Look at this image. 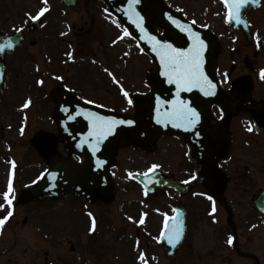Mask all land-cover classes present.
Instances as JSON below:
<instances>
[{"label": "rangeland", "instance_id": "obj_1", "mask_svg": "<svg viewBox=\"0 0 264 264\" xmlns=\"http://www.w3.org/2000/svg\"><path fill=\"white\" fill-rule=\"evenodd\" d=\"M165 1L198 24L218 28L216 31L223 33L228 48L247 54V38L228 23L227 9L222 0ZM44 7L49 10L42 16V27L29 35L24 46L7 58L9 74L0 97V205H3L0 218L9 211L13 213L5 223L6 227L0 229V264H126L129 261L139 264L141 253L145 256L143 262L146 259L153 261L149 250L154 244L143 242L142 246L147 251L135 248L133 240L141 239V235L128 226V221L119 220L112 224L109 211L105 213L104 225L93 232L91 227H84L82 203L75 198L66 196L62 201L29 204L17 201L19 192L30 185L31 179L45 166L31 140L40 130L55 131L54 103L50 94L60 82H91L93 87L104 89L83 85L88 87L87 91H106L110 96L105 103L133 111L126 97L124 101L118 95V89L108 84L115 85V80H118L119 84L126 85L128 92L144 90L147 86L143 82L151 66L149 57L138 49L130 35H125L124 25L102 0H81L71 8L60 0H47L46 4L44 0H1V28L9 32L19 30L31 20L28 14L35 16ZM247 17L253 24L256 43L260 47L257 59L262 67L264 0L262 7L250 10ZM69 53L72 54L71 59ZM245 65H240L239 69ZM102 69L108 70L106 74ZM247 69L241 71L246 72ZM40 80L44 83H38ZM102 80L108 84L95 83ZM257 86L258 93L264 94V82L257 81ZM29 100L31 103L24 107ZM13 161L19 176L10 193L9 198L14 199L9 206L3 193L8 191L6 186ZM117 190L126 198L123 209L130 216L141 208L154 215L151 209L141 206L138 188L134 190L129 185L118 184ZM207 244L214 256L213 242ZM216 263V258H213L205 264Z\"/></svg>", "mask_w": 264, "mask_h": 264}, {"label": "flooded vegetation", "instance_id": "obj_2", "mask_svg": "<svg viewBox=\"0 0 264 264\" xmlns=\"http://www.w3.org/2000/svg\"><path fill=\"white\" fill-rule=\"evenodd\" d=\"M156 31L162 33L164 29L156 26ZM249 60L252 59L247 55H236L233 50H225L224 53L218 54V78L226 89L234 83L242 85L245 79L255 76L256 69L253 63L247 64V67L243 66L252 71L247 69L246 72H242L243 68L239 70L236 66L237 62L248 63ZM69 84H74L77 88L76 95L85 99H100L105 94L104 91H87L83 82ZM101 88L103 87H93ZM198 93L194 91L190 97L193 107L200 113V121L195 128H185V137L176 135L174 131L162 136L159 139L160 144L154 151H144L132 146L120 149L116 152L114 180L118 182L119 179L122 181L131 179L134 172L145 173L153 165H159L156 169L163 170L172 183L176 181L183 185V190L187 188L185 193L173 187L168 189L177 199L173 197L170 199L165 214L169 217L175 216V210L182 208L185 211L187 226L185 242L171 264H188L191 248L196 244H200L201 248L193 250V254L198 255L196 259L201 264L213 258H216V264H264V213L259 210L257 204L264 192V129L256 130L252 117L246 113L232 116L227 121L223 119L218 106H213L212 117L208 120L207 103L197 95ZM261 99L264 97L257 98L258 101ZM217 124L219 127H225L227 143L213 136L211 127ZM208 126L209 131L206 128ZM55 132L58 136L56 154L72 156L67 152L63 139L59 137L58 123L55 125ZM207 132L210 136H207ZM208 148L212 151L214 162L226 175L217 183L216 193H211L207 189L205 178L202 177L201 183H198L193 163L194 159H198L204 171L209 165L206 158ZM219 148H229V151L223 152ZM102 150L105 151V148ZM98 156L100 157V154ZM104 164L105 159L101 161V166ZM88 209L92 210L95 216L96 227L102 226L106 221V204L99 201ZM165 214L158 217L160 221L156 223L155 220L154 224L149 225L154 232L158 233ZM81 217L85 221L83 225H87L85 215ZM115 221L113 218L112 223ZM197 235L201 238V243L195 241ZM229 238H232L231 244L228 243ZM212 242L215 247L214 256L207 244Z\"/></svg>", "mask_w": 264, "mask_h": 264}, {"label": "water", "instance_id": "obj_3", "mask_svg": "<svg viewBox=\"0 0 264 264\" xmlns=\"http://www.w3.org/2000/svg\"><path fill=\"white\" fill-rule=\"evenodd\" d=\"M77 0H65L67 4H74ZM108 6L113 10L116 16H119L124 21L126 27L128 28L131 35L138 41L140 47L145 50L153 59H160L157 52L153 51L154 41L150 37L154 36V31L152 28L153 24H161L165 27L166 33L158 38L159 40H168L176 48L187 49L192 45V38L185 28H190L193 32L199 33L200 38L205 42V49L203 52V59L207 61L208 73L213 69L214 58L216 55V50L219 49V45L213 42L212 37L208 32L197 28L194 24L186 21V19L179 13L172 11L166 4L161 0H105ZM258 5V0L245 4L240 10L241 22L246 25V20L244 19V11L250 6ZM175 21V22H174ZM236 25L237 23L234 19L232 20ZM139 25V26H138ZM39 26L38 20H35L29 27L30 30L35 29ZM143 29V30H142ZM22 33L14 36H8L0 32V44H7L11 40L14 47L5 48L4 52L0 53V89L4 81L6 63L4 60L5 54L11 52L22 39ZM150 85H152L150 77ZM59 92L54 93V98L57 101V96ZM221 105L228 107L232 111H239L246 109L254 114L258 119L260 113H262L263 107L256 104L250 95L249 89L237 90L234 89L233 93L222 92L219 93L217 97ZM135 107L138 112L133 116H126L124 114H119L111 110L100 109L95 106H91L88 110L77 108L76 113L83 111L95 113L101 112L99 114L103 117L114 118L117 120H132L133 124H120L117 125L115 130L103 139L101 143L109 145L115 149L121 145L132 143L133 145L144 147L148 144L153 143L156 135L161 132V124L155 121L154 116V94L135 95L131 97ZM144 104L146 106H144ZM93 108V109H92ZM91 109V110H90ZM161 111V110H160ZM57 115V111H56ZM158 115V114H157ZM157 119V117H156ZM89 123V122H88ZM92 125L89 124L81 131V135H78L80 143L83 145H93L95 144V138L89 137L88 133L91 130ZM81 130V129H80ZM74 135L77 137L76 132ZM68 140V136H66ZM45 136H41L36 140V144L40 147L41 153L47 158L50 169L44 175L41 182L37 184L35 189L24 198V200H31L37 198H55L61 194L65 193H75L84 197L89 201H94L95 199H106L111 194V186L99 182L95 175L91 172V168L86 162L84 165H78L72 161L61 160L54 158L51 155L52 148L55 142L51 141V146L45 149L43 146V141ZM83 141V143H82ZM104 141V142H103ZM69 143V142H68ZM161 187L166 184H160ZM147 189L155 187V185L145 184Z\"/></svg>", "mask_w": 264, "mask_h": 264}, {"label": "snow or ice", "instance_id": "obj_4", "mask_svg": "<svg viewBox=\"0 0 264 264\" xmlns=\"http://www.w3.org/2000/svg\"><path fill=\"white\" fill-rule=\"evenodd\" d=\"M252 2H255V0H252ZM44 3L46 4L47 0H44ZM247 3H249V0H224V4L228 9L226 17L227 20L231 22L234 19L237 23H240V10ZM48 10L49 9L47 7H44L39 10L37 15H28L32 20H39L40 17L43 16ZM105 11H107V9H105ZM184 30L188 32L192 38V45L187 49L176 48L170 43H162L156 40V37L154 36L150 37V39L155 42L153 51L157 52V54L160 56V62L164 66V71L162 74L167 77L168 83H174L176 85V99L170 102L172 104L171 110H165L161 113L160 109L158 108L157 122L164 124L171 121L175 123L176 127L195 128V126L200 121V113L196 110V108L191 107L187 102L180 98V92L182 90L191 91L193 88H198L202 92H204L205 95H213L216 85L207 77V75L203 71V52L206 47L205 42L200 38L199 33L193 32L190 28H185ZM125 35H130V33L125 30ZM113 43L115 44L116 41H113ZM6 47H14L11 40H9L7 44H0V53L4 52ZM68 56L70 59L72 58L71 53H69ZM105 71L108 70L105 69ZM109 74L111 75V73ZM261 76L264 77V71L261 72ZM57 78L62 79V77ZM113 79L115 80L114 76ZM115 82L119 84L118 80H115ZM38 83L43 84L44 81L40 80L38 81ZM121 90L123 91V95L128 98V103L131 104L133 101L130 94L126 90H123V86H121ZM30 103L31 100L25 103L24 107H27ZM88 103H92V101H88ZM86 115L92 123V127L88 133V136L95 138V144H93L94 151L98 149L100 142L103 139L107 138V136L115 130L117 125L125 123L130 125L134 123V121L132 120L125 121L103 117L95 112H89ZM73 118L74 117L69 116V119ZM13 167H15L14 161ZM158 167L159 165H153L152 168L149 169V171L151 172ZM194 178L195 177H193V179ZM187 182L188 181H185V183ZM149 183H151V180H149ZM12 192L13 187L10 180L8 184V191L3 193V196L9 206L12 204V200L14 199V197L9 198L10 193ZM145 195H147V192H145ZM209 199H211V197H209ZM2 207L3 205H0V208ZM213 211H215V208H213ZM175 212L176 215L171 217L165 214L164 228L160 236L161 239L166 238L167 242L173 246L178 244L183 236V224L179 219V209H176ZM12 215V211H9L6 216L0 218V229L4 227L5 223ZM89 215L91 216L92 214L89 213ZM143 215L146 216L147 213H144ZM129 219L131 220L133 218L129 217ZM139 223H144L143 216L139 220ZM95 230L96 222L95 218H93L90 231L94 232ZM228 243H232V238H229ZM139 258L141 261H144V254L141 253Z\"/></svg>", "mask_w": 264, "mask_h": 264}]
</instances>
